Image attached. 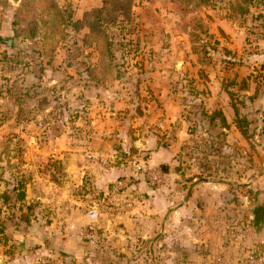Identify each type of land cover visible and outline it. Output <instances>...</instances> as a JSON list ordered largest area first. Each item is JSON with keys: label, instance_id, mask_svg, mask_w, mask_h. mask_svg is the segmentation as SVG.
I'll return each instance as SVG.
<instances>
[{"label": "rangeland", "instance_id": "rangeland-1", "mask_svg": "<svg viewBox=\"0 0 264 264\" xmlns=\"http://www.w3.org/2000/svg\"><path fill=\"white\" fill-rule=\"evenodd\" d=\"M121 1L129 12L127 21L119 18V24L90 29L86 23L77 24L84 12L104 10V3L113 0H0V243L7 233H20L25 217L30 225L35 209L40 208L39 202L27 205L36 185L59 183L64 173L56 155L76 147L88 150L92 119L102 115L96 104L107 107L112 98L119 104L130 98L139 107L150 105L158 114L157 141L166 150H176L171 175L182 171L181 182L173 176L170 181L186 186L183 200L193 195L194 219L201 216L211 231L209 243L180 247L178 236H185L188 223L178 231H150L147 237L128 234L130 230L118 218L110 220L129 205L100 203L101 198L94 203L100 209L94 221L87 218L93 204L79 207L82 228L69 234L79 244L60 252L61 261L162 264L166 257L177 258L167 256L168 249H245L246 256L238 264H246L249 255L264 264V109L240 104L249 102L250 95L264 96V0H208L200 13L193 12L195 5L187 2L117 0ZM235 6L246 13L235 14ZM194 15H200L208 27L205 34L192 32L206 45L209 61L203 65L198 63L202 51L197 56L191 49L190 28L184 29ZM96 45L114 59L107 72L97 74L102 84L92 81L100 52ZM157 70L161 76L154 78ZM153 84L158 85L155 92ZM243 84L249 86L248 94L239 90ZM214 85L223 91L229 88L238 114L252 123L249 141L240 137V144L231 140L226 144L236 145L234 155L223 156L216 137L232 133L207 123L205 103ZM225 100L219 92L218 101ZM112 108L115 116L110 118H117L120 128L125 110ZM113 125L110 129L118 128L117 123ZM117 137L110 139L111 147L123 160L122 140ZM232 166L235 172L230 171ZM164 168L167 173L168 167L152 169L161 174L158 185L142 174L149 185L168 189ZM208 182L220 187L213 190ZM225 182L250 183L251 187L223 188Z\"/></svg>", "mask_w": 264, "mask_h": 264}, {"label": "crops", "instance_id": "crops-1", "mask_svg": "<svg viewBox=\"0 0 264 264\" xmlns=\"http://www.w3.org/2000/svg\"><path fill=\"white\" fill-rule=\"evenodd\" d=\"M152 76L155 78L161 76V73L157 70ZM241 86L242 88H239L241 93L248 94L249 86L246 85L245 88ZM157 88L156 84L151 86L153 92ZM210 90L205 103L208 111L206 116L208 126H218L220 131L232 133L226 137L217 134L216 137L220 142L219 150L223 151L222 155L225 156L228 152L234 155L236 145L226 144L230 140L240 144V137L244 142L249 141L251 120L238 114L237 104L234 105L232 103L234 100H230L233 94L230 93L229 88L223 91L222 88L214 85ZM219 92H223L228 100L219 102ZM100 97L97 95L95 98ZM247 99L249 102L240 103L242 107L247 105L256 111L264 109V96L261 98L258 95L257 97L250 95ZM110 100L114 101L107 107L103 104H96L98 110L102 111V115L92 119L94 132L92 137L90 136L88 150L76 147L62 154L60 152L56 156L57 159L62 160L64 175L58 178L59 183L53 180L48 182L49 184H38L35 189L36 193L34 195V192L29 193L30 202H27V205L39 202L38 207L40 208L35 209L30 225L22 224L19 227L20 233L15 235L7 233V239L5 238L2 244L0 243V264H64L59 253L64 252V249H74L73 246L79 244V241L73 240L70 236L78 233L82 228L84 219L78 214L79 207L87 203L94 205L101 198L103 199L100 203L106 201L108 204L118 202L124 206L129 205L125 212L115 214L110 220L113 223L118 218V222H121L126 230H130L128 234L147 237L150 231L153 232L156 229H160L163 233H168L169 230L178 231L181 224L188 223L184 224L185 236H178L181 242L179 246H190V248L196 244L207 246L210 238L208 232L211 231L206 227L201 216L198 215L197 220L194 219L193 210L195 212L197 208L195 206L193 209V195L191 194L190 199L183 200L186 186L174 185L170 181L173 176L175 180L181 182L182 171H174L171 175L173 170L171 164L174 161L176 150L173 147L166 150L158 143V137L155 135L158 133L156 125L160 121L157 120L158 114H155L153 109L151 110L150 105L147 109L145 105L139 107V104L131 102L130 98L122 101L121 104L113 98ZM112 106L115 108L122 106L125 110V119L122 117L123 124L120 128L119 120L114 117L110 118V116H115L111 112L114 108ZM138 109L142 113H139ZM114 122L118 124V128L116 126L110 129L114 126ZM237 122H242L245 135L239 131ZM116 130L120 131V134H115ZM117 136L122 140L119 151L124 152L123 160L116 156L117 152L111 147L113 141L110 139ZM57 140L59 143L62 141V139ZM216 153L218 154V151ZM138 166L144 169L168 167L167 173L165 168L163 170L169 177L167 179L168 189L164 187L159 189L149 185L144 174L137 170ZM224 168L225 171L229 170V167ZM248 168V171H251L250 167ZM236 170V167L230 168V171L235 172ZM83 176L85 179L82 185ZM119 184H125V187L117 192ZM205 184L212 186L213 190H218L217 188L220 187L219 184L217 186L212 182ZM245 184L225 182L223 188L224 186L233 189L242 186L251 187L250 183ZM33 186L34 184L32 189H34ZM87 218L91 220L88 215ZM194 221L198 222L196 226ZM43 222L46 224L43 225ZM201 222H203L202 225ZM217 235L212 237L216 239ZM219 241L222 242L221 236ZM262 251L264 253V249ZM166 254L177 256V258L173 260L172 257L169 259L166 257L165 263L162 264H238V261L246 256L245 249H168Z\"/></svg>", "mask_w": 264, "mask_h": 264}, {"label": "trees", "instance_id": "trees-1", "mask_svg": "<svg viewBox=\"0 0 264 264\" xmlns=\"http://www.w3.org/2000/svg\"><path fill=\"white\" fill-rule=\"evenodd\" d=\"M105 1H108V0H105ZM172 1L175 3H184V2H187V4L192 3L195 5L193 12L199 11V13H200L199 9L201 7L208 5V0H172ZM193 1H196L199 5H197L196 2H193ZM233 9H234L233 12L235 14L236 13H246V9L244 10V8L242 9L241 7L235 6L234 8H232V10ZM55 11H56V15H58L59 12L57 11V9H55ZM128 16H129V12L126 10L125 3H122V1H121V3H119V2H117V0H113L112 4L111 3H108V4L104 3V10L94 9V10L84 12L82 19H80V22H77V24L84 25L86 23L90 29H97V28H101L102 24H103V26H113L115 24H119L118 21L120 19H124L127 21L129 19ZM58 19L60 20V15H59ZM83 20H85V21H83ZM81 21H83V22H81ZM187 23L188 24L186 25V27L184 29L186 31L187 28H190L191 33L189 32V34L188 33L187 34L189 36L191 49H192L193 53L197 56L202 51V53H201L202 57H201V60L198 61V63L203 65L207 60L209 61V58H208L209 55H208V52L206 51V45L204 46L202 40H200V39L198 40V36H196L195 33H192V32H196V30H200L201 34H205L208 31V27L206 26L205 23L202 22L200 15L199 16L194 15L192 18L190 17L187 20ZM198 41H200V43H198ZM94 42L97 43V41H94ZM97 49L100 52L98 54L97 64L94 67H92L94 69V70L93 69L92 70L96 71L95 77L94 78L92 77V81L96 84H102L103 79L101 80V78L97 74H99L101 72L102 73L107 72L110 69L109 64H111L114 59L112 58V56H108L107 53H106L107 55H103L102 49L99 45L97 46ZM106 50H110V46H109V48L106 47ZM198 52H199V54H198ZM245 86L246 85L243 84L244 88H245ZM235 115L237 116V112H235ZM241 123L242 122H237L238 129L243 135H245L246 133L243 130V125ZM23 221H24L23 222L24 224L29 223V219H27L26 217L24 218Z\"/></svg>", "mask_w": 264, "mask_h": 264}, {"label": "built area", "instance_id": "built-area-1", "mask_svg": "<svg viewBox=\"0 0 264 264\" xmlns=\"http://www.w3.org/2000/svg\"><path fill=\"white\" fill-rule=\"evenodd\" d=\"M137 170L142 172V173H146L147 179H148L149 183L152 185H158L162 181L161 174L156 170L144 169V168L139 167V166L137 167ZM123 186H125V184L117 185L118 188H121ZM99 216H100V209H99L98 205H96V204L92 205L90 207L89 212H88V217L91 220H96V219H98ZM246 264H258V260L256 259V256L255 255H249Z\"/></svg>", "mask_w": 264, "mask_h": 264}, {"label": "water", "instance_id": "water-1", "mask_svg": "<svg viewBox=\"0 0 264 264\" xmlns=\"http://www.w3.org/2000/svg\"><path fill=\"white\" fill-rule=\"evenodd\" d=\"M84 179H85V177L83 176V177H82V181H81V184H82V185L84 184Z\"/></svg>", "mask_w": 264, "mask_h": 264}]
</instances>
